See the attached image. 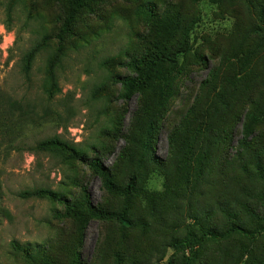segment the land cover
Returning a JSON list of instances; mask_svg holds the SVG:
<instances>
[{"label":"rangeland","instance_id":"rangeland-1","mask_svg":"<svg viewBox=\"0 0 264 264\" xmlns=\"http://www.w3.org/2000/svg\"><path fill=\"white\" fill-rule=\"evenodd\" d=\"M64 1L0 0V88L38 113L45 52L30 82L20 59L39 39L55 42ZM186 28L189 47L164 67L171 79L124 98L117 77L131 73L126 63L156 46L172 51ZM65 46L52 105L61 119L27 127L19 149L0 155V264H35L16 242L41 249L47 264H180L170 244L193 227L264 224V0H93ZM247 123L253 131L245 146ZM54 133L100 159L118 186L133 178L132 192H107L78 161L34 155V143ZM39 187L76 203L86 189L91 205L125 211L129 223L92 219L80 240L63 203L18 196ZM195 264H264V236L209 242Z\"/></svg>","mask_w":264,"mask_h":264},{"label":"trees","instance_id":"trees-1","mask_svg":"<svg viewBox=\"0 0 264 264\" xmlns=\"http://www.w3.org/2000/svg\"><path fill=\"white\" fill-rule=\"evenodd\" d=\"M91 1L93 0H65L64 4L67 7V12L61 23L55 42L51 43L50 41L47 42L46 39H39L25 51L20 59V73L27 82H30L32 66L37 56L45 52L40 81V92L44 97L43 105L39 113L34 106L29 104L27 98L22 97L17 99L0 88V155L8 148L19 149V142L21 143V137L24 135L27 127L35 125L36 123L42 126L48 125L50 123H56L61 119V113L52 106L57 95L61 93L57 77V68L61 65L67 53L68 48H66L65 44L68 36L72 34V27L78 12L83 8H88ZM259 16L262 17V14L259 13ZM188 29L186 28L182 34L181 45L172 51L166 52V49H158L159 46H156L154 51L147 50L146 54L138 58H132L126 63L131 73L126 76L117 77V80L124 88V98L128 99L136 92L143 93L151 87H155V84L161 80L171 79L168 78L169 72L164 70V67L166 64L175 65L178 57L185 53L189 47ZM104 62L109 63L108 60H103ZM170 93L169 84L164 83L162 85V94L165 97H169ZM252 131L253 129L249 127L248 123L245 124L240 140L241 145L247 146L249 144L248 137ZM201 132V130L198 131L199 134ZM152 134L151 124L149 123L144 130L145 140L143 146L146 152L151 148L150 142ZM202 138H205V134ZM16 141L18 142L16 143ZM2 145H4L3 148ZM30 149L34 155L45 154L49 158L59 160L62 164H68L71 161H78L84 164L100 179L103 188L107 192L126 197L134 188L133 178L125 186H118L114 181L110 169L100 159L97 157H89L85 149L80 148L74 142H69L64 139L59 133H54L36 141ZM83 192L84 198L80 203L72 202L63 197L56 198L54 191L42 187L22 190L18 192V196L23 199L30 197L57 199L63 203L65 214L75 219L78 223L80 240L84 236L87 223L92 219L108 220L113 218L122 224L129 223L125 211L114 214L98 209L90 204L86 189ZM5 213L9 216L8 212ZM233 235L247 239H257L258 237L264 236V224L258 223L251 228L233 222L223 230H217L213 227L196 230L193 227L187 230L182 237L173 240L170 246L174 253L182 254L180 264H195L200 248L209 242L228 239ZM15 245L24 251V255L35 264H47L51 261L47 255L45 256L43 254L41 249L31 251L28 247L21 246L17 242ZM76 255L79 257L78 250H76Z\"/></svg>","mask_w":264,"mask_h":264}]
</instances>
